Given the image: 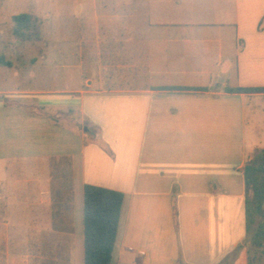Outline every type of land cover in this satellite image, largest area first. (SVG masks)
I'll return each instance as SVG.
<instances>
[{"label":"crops","instance_id":"crops-1","mask_svg":"<svg viewBox=\"0 0 264 264\" xmlns=\"http://www.w3.org/2000/svg\"><path fill=\"white\" fill-rule=\"evenodd\" d=\"M108 1L68 18L65 63L52 48L38 82L67 89L28 87L25 59L0 65V259L84 264L90 184L124 194L111 264H222L237 250L248 264L242 170L264 149V93L225 88H264V0L93 4ZM56 93L77 109L40 103Z\"/></svg>","mask_w":264,"mask_h":264},{"label":"rangeland","instance_id":"rangeland-1","mask_svg":"<svg viewBox=\"0 0 264 264\" xmlns=\"http://www.w3.org/2000/svg\"><path fill=\"white\" fill-rule=\"evenodd\" d=\"M0 0V56H4L9 60L25 59L28 65V71H31V80L27 81V85L33 89L51 88L67 89V84H40L38 80L47 79L50 76L51 67L50 61L54 56L53 47H59L60 62L67 60V26L72 22L68 20L69 17L75 15L80 18L83 12H112L116 8V4L98 3L94 7L93 0ZM21 12H30L33 15L30 29L26 32V37H18L13 30L15 23L12 16ZM74 22V21H73ZM58 30V36H54V31ZM56 32V31H55ZM59 44L56 45L57 39ZM21 47V51L18 48ZM62 50V53H61ZM98 52V51H97ZM92 63L97 68L94 69V76H97L98 69V55L93 52ZM62 54V57H61ZM56 55V52H55ZM55 59V58H54ZM43 63L44 67L41 66ZM48 66V67H46ZM83 71V69H81ZM111 73L114 69H111ZM56 70L53 71V73ZM66 70L58 69L59 76ZM29 75V74H28ZM104 86V84H103ZM40 103L50 102L59 103L60 105H72L77 109L78 97L73 94H49L40 95ZM63 106H61L63 108ZM60 107V108H61ZM53 116L63 119L61 112L52 111ZM64 120H66L64 118ZM262 144L264 146V132L262 133ZM90 139V138H88ZM2 213H0V234H1ZM20 246V247H19ZM248 264H264V247L255 249L249 243L246 245ZM26 250V245H8L5 246V251H19ZM3 250V245L0 243V252ZM237 251L233 253L234 256L224 261L222 264H234L237 258ZM19 261V260H17ZM13 261L9 259H0V264H11ZM16 262V261H15Z\"/></svg>","mask_w":264,"mask_h":264},{"label":"trees","instance_id":"trees-1","mask_svg":"<svg viewBox=\"0 0 264 264\" xmlns=\"http://www.w3.org/2000/svg\"><path fill=\"white\" fill-rule=\"evenodd\" d=\"M14 34L28 31L32 16L27 13L13 16ZM259 29L264 28V19ZM0 65L10 66L4 56ZM169 90H192L169 87ZM230 93H264V88H225ZM245 182L246 238L255 249L264 247V149H257L243 166ZM124 194L122 192L86 184L83 189L84 264H111L116 242Z\"/></svg>","mask_w":264,"mask_h":264}]
</instances>
